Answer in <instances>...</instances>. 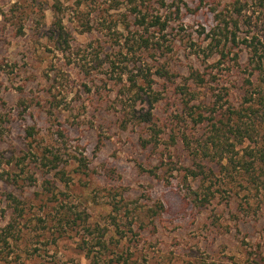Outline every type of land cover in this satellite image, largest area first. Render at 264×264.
I'll list each match as a JSON object with an SVG mask.
<instances>
[{
	"label": "rangeland",
	"instance_id": "rangeland-1",
	"mask_svg": "<svg viewBox=\"0 0 264 264\" xmlns=\"http://www.w3.org/2000/svg\"><path fill=\"white\" fill-rule=\"evenodd\" d=\"M261 1L0 0V264H264V188L210 164L215 196L195 202L183 135L207 125L182 104L190 84L196 104L212 99L187 78L211 68L217 31L228 48L264 43ZM160 64L175 77H157L149 110L129 79Z\"/></svg>",
	"mask_w": 264,
	"mask_h": 264
},
{
	"label": "trees",
	"instance_id": "trees-1",
	"mask_svg": "<svg viewBox=\"0 0 264 264\" xmlns=\"http://www.w3.org/2000/svg\"><path fill=\"white\" fill-rule=\"evenodd\" d=\"M263 4L264 0L260 2V5ZM237 12L240 14L241 10L237 9ZM57 25L59 36L65 38L63 25L58 21ZM215 34L225 35L226 42L221 48V43L216 42L208 48V52L204 51L207 58L214 60L211 68L201 70L191 65L187 78V81L191 80L200 87L213 84L212 99L204 107L202 102L196 104L195 101L198 99L190 84L185 87V93L190 96L182 103L194 125L198 128L207 125L203 134L197 135L198 133L193 131L183 135L186 149L193 157L200 159L195 163L197 169L189 171L193 177L201 178L199 189L202 191L205 189L203 196L199 190L194 191L195 202L199 201L201 204L209 202L215 196L212 190L214 183L206 185L213 176H217L214 165L210 164L220 165V173L229 178L230 183L238 179L240 183L244 181L251 183L256 190L264 188V43L257 36L251 40L245 38L243 41L248 52L246 61H243L242 52L245 49L237 43L235 35L230 39L231 46L228 48L226 44L230 36L222 29ZM65 42L68 44L67 40ZM136 42L137 45L132 44L127 53L132 57L136 56L138 50L149 48L148 39L143 36ZM126 62L124 64H127V67L128 61ZM122 73L123 70L119 73V79H123ZM237 73H243V81L238 87L239 98L234 99L232 93L234 85L229 82ZM157 77L170 80L175 75L170 73L165 65L160 64L155 72L140 68L137 77L129 79L132 85L128 91L134 92L136 97L140 98L145 94L147 97L144 100L149 104V110L162 99V92L154 86L157 84ZM181 90L184 91V88ZM133 112L132 116L139 119V122L149 119L144 114L138 117L136 110ZM155 133L158 136L159 132L155 130ZM158 140L157 137L156 142ZM149 141L153 139L150 138Z\"/></svg>",
	"mask_w": 264,
	"mask_h": 264
}]
</instances>
